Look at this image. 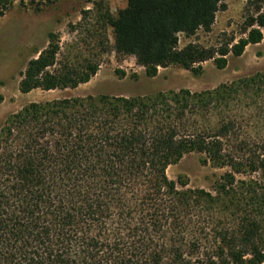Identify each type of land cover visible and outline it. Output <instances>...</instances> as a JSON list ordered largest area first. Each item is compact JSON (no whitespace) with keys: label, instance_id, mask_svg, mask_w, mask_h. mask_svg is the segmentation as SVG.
I'll return each mask as SVG.
<instances>
[{"label":"trees","instance_id":"obj_1","mask_svg":"<svg viewBox=\"0 0 264 264\" xmlns=\"http://www.w3.org/2000/svg\"><path fill=\"white\" fill-rule=\"evenodd\" d=\"M15 1L0 0V15ZM54 1L18 3L39 11ZM223 6V0H126L114 14L96 2L92 23L79 24L78 51L59 59L60 38L49 32L18 89L89 81L107 47L106 28L115 53L135 56L148 76L169 64L198 72L209 59L224 67L229 53L262 40L264 0H245L235 43L179 46L180 34L210 31ZM96 38L98 51H91ZM192 151L228 168L211 190L178 188L166 174ZM263 261L264 71L202 91L31 102L0 125V264Z\"/></svg>","mask_w":264,"mask_h":264},{"label":"rangeland","instance_id":"obj_2","mask_svg":"<svg viewBox=\"0 0 264 264\" xmlns=\"http://www.w3.org/2000/svg\"><path fill=\"white\" fill-rule=\"evenodd\" d=\"M99 1L106 3L114 14L126 5V0H55L36 11L29 5L21 6L16 0L0 15V125L9 114L31 102L102 94L147 96L180 89L202 91L264 71V28L260 42L248 44L240 55L229 53L224 67H218L212 59L200 63L198 72L179 64H169L158 67L154 76L146 74L135 56L116 54L111 29L106 28L107 47L99 54V69L89 81L74 88L20 92V74L27 61L47 45L48 33L55 32L60 38L59 59L70 52L74 55L78 51L73 49L74 46L82 45L83 32H80L79 24L92 23L94 3ZM223 4L215 14L210 31L200 30L189 39L180 34L179 46L182 47L188 40L215 48L235 43L242 35L245 0H223ZM83 16L86 17L85 21ZM97 40L89 45L93 47L91 51H98ZM90 47L85 49L90 50ZM203 157L199 152H188L176 163L170 164L166 174L177 182L178 188L211 190L228 168L204 163ZM178 180L185 181L186 185L182 186Z\"/></svg>","mask_w":264,"mask_h":264}]
</instances>
